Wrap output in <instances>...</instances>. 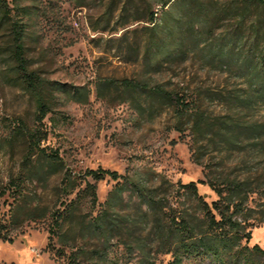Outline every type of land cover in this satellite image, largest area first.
Returning <instances> with one entry per match:
<instances>
[{
	"label": "rangeland",
	"instance_id": "374dc122",
	"mask_svg": "<svg viewBox=\"0 0 264 264\" xmlns=\"http://www.w3.org/2000/svg\"><path fill=\"white\" fill-rule=\"evenodd\" d=\"M234 0H205L226 8ZM13 19L26 23L27 53L33 61L32 68L50 81L65 86V93L56 92L50 101V111L40 126L46 134L44 147L57 150L66 170L74 177L78 188L86 183L97 186L98 205L105 204L109 193L117 183L111 179L95 182L86 176L87 170L99 168L119 174H142L147 186L163 199L164 206L193 208L194 202L186 199L178 184L206 180L211 163L214 170L232 177L247 176V168L255 167L253 177L264 182V150L254 154L249 145L241 151L207 148L204 164L194 162L189 131L181 134L174 128L175 118L170 107L158 109L155 115H140L121 96L108 88L97 91L102 79L149 78L168 89L202 100V109L212 116L224 114L226 105L220 99L222 92L242 90L244 80L229 71L209 65L202 59V52L191 53L183 61L166 64L158 72L149 71L144 65V50L148 36L147 22L152 12L160 17L162 7L156 0H7ZM15 6V7H14ZM29 7V15L22 8ZM113 9L111 23L97 24L104 12ZM99 29L94 30L95 26ZM231 23L225 22L224 30ZM9 24L0 28V190L5 189L9 178L19 170L24 153L21 140L14 138L13 130L18 124L35 127L36 99L30 96L21 82L10 74L7 46ZM220 32V31H219ZM199 48H205L201 45ZM74 88H83L87 99L74 96ZM255 120L264 121V105L252 112ZM62 176L53 177L47 187L35 182L30 192H37V203L50 210L60 207L62 201L76 196L78 189L69 197H62ZM58 190L60 192H58ZM198 190L208 202L216 194L207 184L199 183ZM256 197V195H254ZM253 197V198H254ZM12 198L8 192L0 195V221L9 223ZM264 201L250 203L255 212L249 230L252 239L249 246L258 244L264 249ZM89 199L76 213L71 225V236L76 244H88L94 248L100 241L83 234L85 222L82 216L90 210ZM98 208L94 209L95 213ZM124 216L121 230L114 232L109 260L114 264H136L138 252L129 253L126 243L138 238L148 241V250L156 264H167L170 255L158 253L160 239L153 234L155 212L132 191L124 194L118 207ZM146 216L140 225L137 223ZM48 218L23 221L8 226L13 243L0 240V264H64L50 246ZM55 242V241H54ZM60 245L57 244V248ZM184 264H212L206 260L199 263L193 258Z\"/></svg>",
	"mask_w": 264,
	"mask_h": 264
},
{
	"label": "trees",
	"instance_id": "16d2710c",
	"mask_svg": "<svg viewBox=\"0 0 264 264\" xmlns=\"http://www.w3.org/2000/svg\"><path fill=\"white\" fill-rule=\"evenodd\" d=\"M156 2L162 7L160 17L152 12L147 19L150 26L147 28L144 65L149 71L158 72L168 63L183 62L198 50L209 65L243 79L245 88L222 92L220 99L226 105V112L216 116L202 109V100L189 98L187 94L168 89L149 78L102 79L97 84L98 93L101 94L102 88L119 93L121 101L140 115H155L158 109L170 107L175 118L174 128L181 134L189 131L192 157L197 164H204L210 145L216 150L237 151L249 145L253 148L252 153L259 154L264 150V121L253 119L252 112L264 105V0H234L226 8L205 0ZM22 10L26 15L30 14L29 7ZM112 15L113 9L108 8L97 24L111 23ZM225 22L231 23L229 30L222 29ZM5 23L9 24L6 49L13 62L9 72L30 96L35 97L37 112L35 127L21 123L13 130L14 138L24 145V153L18 172L9 178L5 189L0 190V195L8 192L13 200L9 223L0 221L1 241L14 242L8 226L48 218L50 246L64 264H114L109 260V249L114 232L121 230L124 221L118 207L125 192L132 191L147 210L155 212L152 232L163 247L158 253L171 257L167 264H184L188 258L199 263L208 260L212 264H264V249L258 244L249 246L252 239L250 221L255 212L249 205L260 199L264 201V182L253 177V171L257 175L255 167L247 168V176L240 178L225 174L224 170H214L211 163L207 164L206 180L178 184L182 195L194 202L191 210L181 208L182 202L164 206L163 199L147 186L140 173L122 175L101 168L87 170L85 177H91L95 182L105 179L117 182L105 204L97 207L96 184L87 182L85 188H78L77 177L65 169L58 151L42 145L46 134L40 126L50 111L54 94L65 93V86L44 78L37 68L31 67L33 61L27 53L26 23L13 19L7 0H0V28ZM98 25L94 30L99 29ZM201 45L205 48H199ZM75 95L88 98L83 88H74L72 97ZM59 174L64 184L60 188L62 197H69L78 189L76 196L62 201L60 207L53 210L40 206L36 202L37 192H30L29 186L39 182L47 187ZM199 183L207 184L217 198L208 202L199 193ZM87 199L91 209L82 216L85 222L82 232L86 238L94 237L100 241L94 248L85 243L76 244L77 239L70 232L69 224ZM146 218L144 216L137 223L140 225ZM57 244L60 245L58 248ZM147 246V239L141 237L135 244L126 243L129 253L138 252L136 264H156Z\"/></svg>",
	"mask_w": 264,
	"mask_h": 264
}]
</instances>
